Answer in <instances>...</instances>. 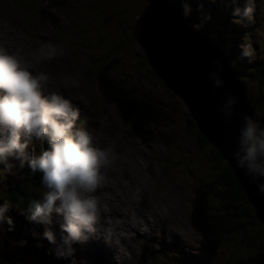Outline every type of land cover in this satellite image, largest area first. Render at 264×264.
Returning a JSON list of instances; mask_svg holds the SVG:
<instances>
[{
	"label": "rangeland",
	"instance_id": "rangeland-1",
	"mask_svg": "<svg viewBox=\"0 0 264 264\" xmlns=\"http://www.w3.org/2000/svg\"><path fill=\"white\" fill-rule=\"evenodd\" d=\"M170 1L177 4L176 0ZM197 2L201 3L203 11L191 14L195 16L188 19L191 27L197 30L198 23L204 24L203 17L210 16V27L205 34L200 32L202 35H212L216 43V37L221 35L219 28L223 27L222 39L229 40L232 50L238 51H234L237 58L242 59L239 45L247 42L253 45L256 57L264 59V0H257L256 21L247 27L233 22V9L227 12L224 0ZM146 5V0H0V45L10 47V52L22 51V54L39 47L42 42L60 43L66 49L65 56L37 65L36 70L50 72L51 85L56 89L50 85V90L59 92L80 109L77 126L86 123L99 145H114L118 159L107 170L105 186L112 184L104 195L113 208H117L114 203L121 199L127 203L134 200L132 195H125L121 190L119 183H125L128 188L134 187L138 195L137 207L143 211L139 221L144 222V216L149 221L165 218L169 230H175L178 237L186 241L187 257L205 264H264V253L247 247L237 234L232 235L233 240H226L208 217L212 197L203 189L213 184L217 176L214 169L216 149L210 144L202 145L198 129L190 122L192 116L187 106L156 76L141 45L133 37L134 19ZM244 59L242 63L248 66V60ZM94 60L100 62L98 69L104 71L102 76L96 68L92 69ZM112 63L114 68L104 70ZM241 68L235 65L233 69ZM66 74L76 77L79 86L65 88L60 79ZM246 83L249 98L257 103L264 93V84L250 77ZM256 111L264 113L262 103ZM46 143V139L34 141L27 151L30 155H38ZM8 165L11 168L0 163V205L12 190L25 182V175L20 172L29 167L27 162L21 166V161L15 157L8 158ZM112 169L116 177L109 172ZM45 191H34L35 197L42 199ZM104 208L111 211L106 205ZM28 214V211L9 206L6 216L13 223L17 216L19 224H25L22 228L25 241L23 252H16L14 247L9 248V252L2 250L8 257L0 264H46L47 261L45 263L35 253L37 247L43 248L51 259L62 260L63 256L57 255L53 243L40 233L41 224L30 221ZM9 226L6 222L0 225V250L6 242ZM144 230L125 231L124 235L128 239H144ZM247 235L256 236V242L264 244L263 225L248 228ZM128 243L133 251L121 248L118 264H156L162 259L163 264H186L183 257H178V262L168 257L161 247H149L144 252V248L132 241ZM92 247L100 250L99 244ZM157 251L162 252L159 260L155 259ZM107 263L117 264L110 257Z\"/></svg>",
	"mask_w": 264,
	"mask_h": 264
},
{
	"label": "clouds",
	"instance_id": "clouds-1",
	"mask_svg": "<svg viewBox=\"0 0 264 264\" xmlns=\"http://www.w3.org/2000/svg\"><path fill=\"white\" fill-rule=\"evenodd\" d=\"M236 2L231 0L232 4ZM199 10L203 11L202 5ZM191 11L184 0V16L187 18ZM256 13L257 0H245L243 8H233V22L247 27ZM239 48L242 59L249 63L255 60L252 44L243 42ZM65 55L66 49L60 43L42 42L26 54L10 52L0 45V163L11 168L8 158L15 157L21 166L27 162L33 172L42 174L41 184L46 191L42 199L31 201L27 218L45 225L43 236L55 244V234L47 226L53 223V213L62 217L60 228L66 235L62 236L64 247L57 248L58 256L71 255L74 243H85L96 234L101 203L95 193L105 186L107 170L118 159L114 145H99L86 123L77 126L80 109L59 92L50 90L52 74L36 70L37 65ZM213 64L215 70L209 78L214 88H223L226 81L220 73L224 66L219 59ZM60 83L65 88L79 86V80L67 74ZM238 103V97L228 93L217 108L226 121L230 122L234 115L243 121L232 154L234 166L250 177L264 196V117L236 112ZM45 139L46 150L38 155L28 153L30 144ZM9 206L7 201L0 205V225H13L6 216Z\"/></svg>",
	"mask_w": 264,
	"mask_h": 264
},
{
	"label": "water",
	"instance_id": "water-1",
	"mask_svg": "<svg viewBox=\"0 0 264 264\" xmlns=\"http://www.w3.org/2000/svg\"><path fill=\"white\" fill-rule=\"evenodd\" d=\"M147 1L148 5L135 20L134 38L143 47L156 75L183 99L199 130L229 163L258 220L264 224V196L259 194L251 178L234 166L232 154L237 148V137L243 121L235 115L230 122L226 121L217 108L228 93H232L239 99L236 112L261 117L248 100L246 86L235 80L228 57L218 47L214 48L198 34L192 33L184 24L181 14L169 2ZM176 49L182 53V57L176 55ZM217 59L224 66L220 75L226 81L220 89L214 88L209 78V73L215 70L213 61ZM184 60L191 63L187 72ZM191 69L194 71L190 74Z\"/></svg>",
	"mask_w": 264,
	"mask_h": 264
},
{
	"label": "bare ground",
	"instance_id": "bare-ground-1",
	"mask_svg": "<svg viewBox=\"0 0 264 264\" xmlns=\"http://www.w3.org/2000/svg\"><path fill=\"white\" fill-rule=\"evenodd\" d=\"M165 1L169 2V4L181 14L182 19L184 21V24L186 25V27L192 33L198 34L201 39L205 40L210 45L214 46V48L218 47L228 57V59L230 60L229 62H230L231 72L234 75L235 80L238 83H243L246 86V88H247V85H246L245 81H243L242 78H241L242 76L238 75V73L235 71L236 69H233L234 67L232 65L231 58L228 56V53L219 47L218 42L215 43V41L213 40L214 37L212 35L204 36L200 32H198V30H196V28L194 29L193 27L190 26V21L188 19L189 18L194 19L195 16L192 17L191 16L192 13H194L195 15L197 13H200L198 5L201 6V3L197 2V0H196V3L193 0L190 3L187 0V2L191 6V9H192L193 12L191 11V14L186 18L184 16V14H183V9L178 6L179 0H176L177 4L172 2V1H170V0H165ZM181 1L184 2V0H181ZM224 1H225V8H226L227 12H228L229 9L231 10L234 7L243 8L244 4H245V0H237L236 4H232L231 0H224ZM146 2L148 3L147 0H146ZM205 5H206V7L208 6L207 3ZM139 15H137L135 17V20H136V18ZM135 20H134V22H135ZM254 21H256V17L254 18ZM199 29L201 30V28H199ZM222 29H224V28L223 27L219 28V30H221V35L216 37V38H217V40H219L220 43L223 42V41H226V44L232 49V45H230V41L226 40V39H224V40L222 39L224 37V31ZM132 32H133V37H134V34H135L134 33V29H132ZM8 48H10V47H8ZM142 49H143V47H142ZM143 51H144V49H143ZM235 51L238 53V51L236 49H235ZM144 53H145V51H144ZM175 53H176V55L179 54V57H182V53H180L179 50L176 49ZM145 56L147 58L149 66L153 69V71L156 74V71L151 66L146 53H145ZM239 62H241V63H238L236 65H239L242 68L244 66L247 67L246 63H242L243 62L242 59L241 60L239 59ZM240 64H243V66L240 65ZM189 65H191L190 61L189 60L185 61L186 72L188 70H190V66ZM193 71L194 70L191 69L190 74ZM157 77L163 82V84L170 91H172L167 86V84L165 83V81L163 79H161L159 76H157ZM51 87L53 88V90H56L53 85H51ZM247 90H248V88H247ZM172 92H173L174 95H176L174 91H172ZM177 97L180 98L179 96H177ZM247 97H248V100H249L251 106H253V103L250 100L249 96H247ZM180 99L183 101L182 98H180ZM183 103L186 105V103L184 101H183ZM187 108L189 110L188 106H187ZM189 112H190V110H189ZM256 113H258V112L256 111ZM81 122H79V123H81ZM195 124H196V122H195ZM47 147H48V143H46V145L42 149L46 150ZM29 167L27 166L26 168H29ZM20 169H21V167H20ZM20 169H19V171H20ZM109 172L114 177H116L117 173H116V171L114 169L109 170ZM21 173L24 174L25 170L21 169L20 174ZM22 176H24V175H22ZM111 184H107L105 186V190L104 191H103V187L104 186L101 187V188H98L97 192L95 193V195L99 198L100 203H101V212H100L99 222L96 225V229H97L96 230V234L94 236H92V240H88L85 243H74L72 245V248H73L72 254L63 256L62 260L59 259V258L54 259L53 257L51 259V257L49 255H47V253L44 251L43 248L40 249L39 247H37L36 248L37 251H39V252L40 251H44L43 255H44L45 258H43V259H44L45 262L49 261V263H51V264H80V263L81 264H104V262H106L105 264H109L107 262H109V257H110V258H112L114 260L115 263L118 264V257L119 256L121 257V255H122V253L120 252V249L121 248H128V250L133 251V249L129 248V246H130L129 244L130 243H128V242L132 241L134 243V245L144 248V252L149 247H158V249H159V247H161V249L164 250V254H166L168 257L172 256L171 258H174L177 262L179 261L177 259L178 257H181V259L183 257V261L186 264H194L195 262L200 263V264H205V263L200 262L199 260H196V259L194 260L193 257H187L186 251L188 250V246H187L186 241L180 239L178 237V234L175 232V230H173V231L169 230V228L167 226V221H166L165 218L159 217L158 219H154V221H149L146 218V216H144L145 221L144 222H140L139 221V215L143 211H142L141 208L137 207V203H139L140 201L137 199L138 195H137L136 190L134 189V187H129L128 188L125 185V183H119L123 193L125 195H128V196L132 195L134 200H133L132 203H127L125 200L123 201V199L120 198L121 201L119 200V201H116V203H114V205L117 208H113L111 206L109 200L104 197V195L106 194V188L108 187V185H111ZM105 205L110 207L111 211L107 212L105 210V208H104ZM119 207H122V209L119 208ZM147 209H149V208H146V210ZM254 212H255V209H254ZM101 215H103L102 218H101ZM52 219H53V223L50 226H47V227L51 228V230L55 234V237H57V236L60 237V239L56 240V243L53 244L54 249L57 250L58 246L59 247H64L63 246V242H62V236L66 235V234L62 233L61 228H60V223L62 222V217H59V216H57L55 214L54 217L52 216ZM262 225H264V224H262ZM41 226L43 227V230L40 229V233L43 234L44 231H45V227L46 226L43 225V224H41ZM142 228L145 229L144 231L146 233L144 239H139V238L128 239L124 235L125 231L126 232H128V231L142 232L141 231V230H143ZM41 234L37 233V235H39L40 237L42 236ZM98 244L100 245V250L93 249L92 245L96 246ZM175 251H180V253H175ZM182 252H184V253H182ZM160 254H162V252L161 251H157V254L155 255V259L156 260H159L158 257H159ZM106 256H108V257H106ZM70 258H71V261H69ZM163 261H164V259H162L161 261L159 260V262H156V264H163ZM181 264H183V263H181Z\"/></svg>",
	"mask_w": 264,
	"mask_h": 264
},
{
	"label": "trees",
	"instance_id": "trees-1",
	"mask_svg": "<svg viewBox=\"0 0 264 264\" xmlns=\"http://www.w3.org/2000/svg\"><path fill=\"white\" fill-rule=\"evenodd\" d=\"M27 1L32 2V0H27ZM179 2L180 3H178V6L183 9V1L179 0ZM53 7L54 6H51L52 10L54 9ZM218 9L220 10V7ZM109 20L110 19L105 20V22H108ZM209 22L210 19L204 20V24L198 23L197 24L198 32H202L205 34V32H207L208 28L210 27ZM199 28H201V30ZM202 30H204V32ZM248 33H250V30ZM217 42L219 47L228 53V56L231 58L232 65L234 63L235 65L240 63L239 58L236 57V54L234 52L235 49H233L234 50L233 51L226 44V41L220 43L219 40H217ZM99 63L100 62L97 60L92 61V69L96 68V71L99 72L100 76H102L104 71L98 69ZM114 63L110 64L109 66H106L104 70L114 68L115 67L113 65ZM89 71H90L89 73H91L92 70L90 69ZM235 71L238 73V75L242 73L241 75L243 77L241 78L243 81H245V83L248 82V77H250L255 81L259 80L261 81L262 84H264V59L259 60V58H257L252 63L248 62L247 67L244 66L241 70L236 69ZM89 73H87L86 75L89 76ZM250 100L253 102L252 98H250ZM261 103L264 107L263 92H262V96L258 99V102L257 103L253 102L254 104L253 106L254 107L260 106ZM257 114H259V116L261 117H264V113L263 114L257 113ZM190 122L196 129H198L193 118H191ZM198 135L201 138L200 140L202 142V145L206 146L210 144L207 138L199 131V129H198ZM210 145L213 146L212 144ZM215 154H216V159L218 161L215 160L216 166L214 167V169L217 171L218 177L216 176L215 180L213 181V184L210 185L207 184L205 186L206 189H203L204 193L207 196L210 195V197H212V199L209 201L211 205H209L210 208L208 209V213L210 215L208 217H210V219L214 222V226L216 227L217 231H219V233L223 235L226 240H233L232 235L237 234V236L242 237V242L247 243L248 245L247 247L249 248L253 247L255 250H257V252L264 253L263 242L260 241L257 243L256 236L249 237L247 235L248 228L257 226L258 224H261V222H259V220L257 219L256 214L254 212V208L249 202L244 189L242 188L240 182L233 173L229 163L223 159V157L221 156L220 152L217 149L215 151ZM222 164H224L225 166L221 168L220 165ZM24 175H25L24 178L26 179L25 182L19 184L14 190H12L10 192V195L6 194L7 196L5 200L8 201L10 205H13L15 209L18 208L24 211H28V209L31 207V201L34 199H38L37 197H35L34 191H41L44 188L41 184V177H42L41 173L33 172L31 168H26ZM212 200L214 202V205H212ZM246 205L248 207H246ZM16 218L17 219L13 223V225L9 226L7 229V233L4 239L6 240V242L5 241L3 242L0 250L1 262L6 260L8 257L6 254L2 252V250L8 251L9 248L13 249L14 247L17 248L16 252H20V251L23 252L22 243L25 241L24 240L25 235L23 233L24 231L22 230V228L25 226V224H19L18 221H20V219H18L17 216ZM43 252L44 251L39 252L36 250L35 253L40 256V259L41 258L43 259L45 258ZM10 258H16V256L15 257L11 256ZM30 261L36 263L32 259H30ZM40 264H44V263L42 262ZM194 264H200V263L195 262Z\"/></svg>",
	"mask_w": 264,
	"mask_h": 264
}]
</instances>
